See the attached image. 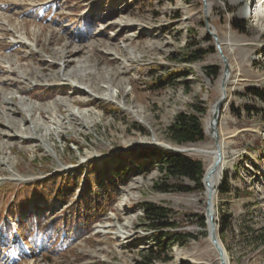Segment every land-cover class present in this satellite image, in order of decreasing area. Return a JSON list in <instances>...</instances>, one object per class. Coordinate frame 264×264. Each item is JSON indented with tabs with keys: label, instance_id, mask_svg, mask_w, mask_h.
<instances>
[{
	"label": "rangeland",
	"instance_id": "1",
	"mask_svg": "<svg viewBox=\"0 0 264 264\" xmlns=\"http://www.w3.org/2000/svg\"><path fill=\"white\" fill-rule=\"evenodd\" d=\"M240 2L0 0V264H137L155 248L144 204L163 208L174 224L163 233L160 255L170 260L155 264H187L183 258L218 264L207 243L205 189L168 177L159 160L144 156L154 148L161 159L178 153L205 168L212 161V155L170 150L212 151L207 135L199 144L177 146L167 134L177 114L199 109L205 132L220 96L223 64L205 29V6L230 68L216 185L218 236L229 264H264V0ZM257 3L262 12L253 17ZM196 50L206 54L186 63ZM68 55L72 63L63 64ZM78 63L86 65L84 79L62 82L63 72ZM208 66L221 69L217 79L206 76ZM36 89L52 96L38 101ZM78 170L79 187L65 202L30 197L21 215L38 219L39 228L70 219L82 185L93 182L102 194L109 185L115 200L90 231L72 238L65 229L69 239L61 249L50 238L13 242L4 227L16 213L9 210L16 194Z\"/></svg>",
	"mask_w": 264,
	"mask_h": 264
},
{
	"label": "trees",
	"instance_id": "2",
	"mask_svg": "<svg viewBox=\"0 0 264 264\" xmlns=\"http://www.w3.org/2000/svg\"><path fill=\"white\" fill-rule=\"evenodd\" d=\"M203 26L202 22L200 24ZM86 28V26L84 25ZM209 41L211 39L207 38ZM206 54L205 51L196 50L190 52L185 57L186 63H193ZM204 73L210 79H217L221 74V69L215 66H208L204 68ZM250 91L256 92L253 88ZM34 99L41 101L46 100L52 96V93L48 90L36 89L32 92ZM204 109H199L196 112L191 113H179L174 117L173 122L167 128V134L169 140L177 145H195L203 142L206 139L204 127L201 119V114ZM161 153L159 150L149 148L145 151L144 156L155 158L159 160V170L166 173L168 177L180 181L181 179H187L194 183L196 189L203 190L202 180L205 173V165L199 160H193L184 155L174 153L167 154L164 158H160ZM161 159V160H160ZM119 172V171H118ZM89 173H92V169ZM73 174V173H72ZM79 174L74 175H51L47 179L40 181L34 185L24 186V190L29 194L23 196L22 192H19L14 197L15 203L9 207L16 209V213L10 212V216L16 220V240L18 243L25 245L28 241L37 243L44 239L50 238L52 245H56V249L64 247V243L68 240V237L64 234L65 229L72 238L80 237L82 234H87L94 223L105 213L108 205L115 200L114 192L110 186L104 187V193L94 190L93 182H86L81 186L78 200L74 205L71 212V218L63 217L57 218L46 224L44 227H38V219L35 221L26 220L22 218V212L25 208V203L29 201L30 197L35 199H42L45 202H49L52 199H57L60 202H65L79 187ZM94 174V173H93ZM94 179L98 178V174L93 175ZM124 181V180H123ZM119 183H121L119 181ZM102 184H104L102 182ZM9 185V184H7ZM187 191L186 188H184ZM30 190L32 195L30 196ZM22 214V215H21ZM144 221L148 224L155 233V248H149L145 253H142L140 260L137 264H155L158 261H169L170 258L163 259L161 254L165 253L166 241L164 240L165 230L174 228V224L170 221L167 211L163 208L156 207L150 204L143 205ZM13 215V216H12ZM82 217L81 220H76ZM75 220L73 222V220ZM202 225L205 226L204 222ZM5 232L10 233L12 228L9 224H5ZM221 231V229H220Z\"/></svg>",
	"mask_w": 264,
	"mask_h": 264
},
{
	"label": "bare ground",
	"instance_id": "3",
	"mask_svg": "<svg viewBox=\"0 0 264 264\" xmlns=\"http://www.w3.org/2000/svg\"><path fill=\"white\" fill-rule=\"evenodd\" d=\"M241 1L243 2L245 0H241ZM247 1H249V0H247ZM239 3H241L240 0H233L234 5L239 4ZM260 8H261V3L251 5V14L253 13V17L259 16V14L262 12L260 10ZM259 20L257 19L258 22H260ZM219 41H218V44L220 45ZM222 53H223V51H222ZM72 57H73L72 55H68L67 60L65 62H63V64H65V63L69 64L71 61H73ZM83 69H86V65L78 63L77 66L73 70H70L69 72H63L61 81L62 82H70L71 85H78L75 82H77V80H83L84 79L83 77L86 76L82 73ZM221 82L224 83L225 93L220 88V90H219L220 96H219L218 100L224 97L225 98L224 104L218 110V116H217L216 121H213V119H212V115L215 113V109L212 105L211 110H210V118H209V120L205 126V133H206L207 137L213 142V145H214V140H217V142H218L217 147H218L220 154H221V161L218 164V166H216V167L214 166L215 156L217 153V148L215 147V145H214V149L212 151H206L202 148L181 149V150L170 149V150L171 151H178L180 153H186V152L196 153V154H199L201 156L202 155H212V157H213L212 161L207 166L205 173H204V176H203L204 182L208 183V185H206L204 187V189H205L204 201H205V207H206L205 208V214H206V225H207V227H206L207 228V243L209 244V248H211L214 251V253L216 254V257H217L216 261H218V264H220V260H219V256H218V252H217V246L222 251L223 261L225 262V264H229V258L227 256L225 248H224V246H223V244L220 241L219 236H218L217 208H216L217 203H218V192L216 189V185H217V182L219 180L220 173L222 171V167L224 164V155H225V147L226 146L224 147V144L222 142L221 124H222V122H224L223 120L225 118V114L227 113V100H228V87L227 86L230 82V74L227 75L225 78L221 77L220 83ZM78 89H82V88H78ZM82 91H84V89H82ZM84 92H86V91H84ZM86 93H88V92H86ZM212 224H215L213 228H212ZM213 233L217 239V246L211 242V236ZM182 260H183V262H185L187 264L188 263L206 264L205 262H202V261L191 262L190 260H186V258H183Z\"/></svg>",
	"mask_w": 264,
	"mask_h": 264
},
{
	"label": "water",
	"instance_id": "4",
	"mask_svg": "<svg viewBox=\"0 0 264 264\" xmlns=\"http://www.w3.org/2000/svg\"><path fill=\"white\" fill-rule=\"evenodd\" d=\"M205 6V5H204ZM203 14H204V20H205V29L206 31L208 32V34L212 37V39L214 40L215 44H216V48H217V51H218V55L219 57L221 58V61H222V64H223V70H222V77L225 78L227 75L230 74V68L228 66V62H227V58L224 56V54L222 53V50L220 48V45L218 44V37L216 36V34L212 33L210 30H209V23L207 22V16H206V6L204 7L203 9ZM220 88L221 90L225 93V86H224V83L221 82L220 83ZM224 100L225 98H221L219 100H217L214 104H213V107L215 109V113L212 115V119L213 121H216L217 120V116H218V110L222 107V105L224 104ZM214 145L215 147L217 148V153H216V156H215V162H214V166H218V164L220 163L221 161V154H220V151L218 149V142L217 140H214ZM175 152H178V151H175ZM202 184H203V188L208 185V183L204 182V180H202ZM205 217H206V214H205ZM215 224H212V228L214 227ZM211 242L217 246V239H216V236L214 235V233L212 234L211 236ZM217 252H218V256H219V260H220V264H225V262L223 261L222 259V251L219 249V247L217 246Z\"/></svg>",
	"mask_w": 264,
	"mask_h": 264
}]
</instances>
